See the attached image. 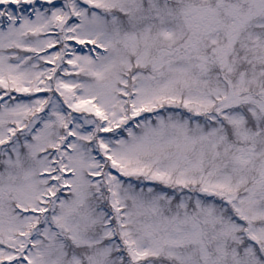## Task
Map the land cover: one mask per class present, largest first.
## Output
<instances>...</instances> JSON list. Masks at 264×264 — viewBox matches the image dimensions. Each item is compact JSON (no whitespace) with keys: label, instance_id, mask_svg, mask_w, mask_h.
<instances>
[{"label":"snow or ice","instance_id":"obj_1","mask_svg":"<svg viewBox=\"0 0 264 264\" xmlns=\"http://www.w3.org/2000/svg\"><path fill=\"white\" fill-rule=\"evenodd\" d=\"M0 264H264V0H0Z\"/></svg>","mask_w":264,"mask_h":264}]
</instances>
